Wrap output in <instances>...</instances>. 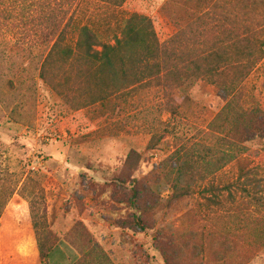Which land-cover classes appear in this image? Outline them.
<instances>
[{
	"label": "rangeland",
	"instance_id": "obj_1",
	"mask_svg": "<svg viewBox=\"0 0 264 264\" xmlns=\"http://www.w3.org/2000/svg\"><path fill=\"white\" fill-rule=\"evenodd\" d=\"M245 1L249 14L228 26L217 17L207 35L227 42L228 27L253 47L264 43V0ZM165 2L0 0V264H76L81 257L166 264L163 251L183 264H264V139L241 158L234 138L239 111L264 109V59L235 80L227 98L203 81L188 82L172 93L174 114L155 86L102 101V87L77 81L67 66L53 71L62 96L39 78L50 17L72 16L107 41L133 14L145 15L164 41L158 11ZM186 15L178 7L168 12L170 19ZM226 75L228 82L236 76L234 69ZM132 150L141 155L135 173L125 167ZM238 160L254 167V184L238 179ZM181 174L189 194L171 198ZM123 178L145 188L139 203L150 212L133 207ZM31 208L40 238L55 244L45 262L35 256Z\"/></svg>",
	"mask_w": 264,
	"mask_h": 264
},
{
	"label": "trees",
	"instance_id": "obj_2",
	"mask_svg": "<svg viewBox=\"0 0 264 264\" xmlns=\"http://www.w3.org/2000/svg\"><path fill=\"white\" fill-rule=\"evenodd\" d=\"M241 4L243 11L238 10ZM173 7L183 8L187 15L170 19L168 12ZM248 7L245 0H166L158 11L161 24L168 31L164 41L160 40L154 21L145 15L133 14L126 19L120 34L107 41H103L90 26L73 24L72 16L67 22L50 17L45 34L50 47L42 62L39 78L62 96L64 93L60 89V83L56 82L60 76L53 71L67 66L69 70H75L77 81H95L100 85L102 89L99 100L102 101L143 85L155 86L168 97L167 101L170 100L169 112L172 114L176 113L177 108L172 105V93L192 80L203 81L208 86L215 87L218 93H223V97L227 98L234 89L235 80L248 74L264 59V43L253 47L248 35L238 37L228 27L225 32L229 38L227 42L217 37L212 39L207 35L208 25L217 17L221 18V26H228V22L234 24L242 17L240 12L244 16L249 14L245 10ZM246 26L249 28V25ZM229 69H234L236 74L232 82L227 81L226 72ZM64 79L69 81L71 78L67 75ZM234 138L243 158L244 150L249 145L264 139V109L239 111ZM140 162L141 155L132 150L125 161V167L130 173H135ZM176 165L182 166L179 156ZM238 169V179L242 184H254V167L252 169L246 161L238 160ZM182 177V174L179 175L171 183V198L180 199L189 194V186L181 185ZM122 180L130 191V203L133 207L142 209L145 213L150 212L146 201L143 207L139 203L140 190L145 189L139 185V181ZM2 208L1 206L0 216ZM34 215L31 208L38 258L40 262H45L55 244L46 235L43 239L40 238ZM137 221L140 222L139 219ZM179 255L182 256L180 248ZM163 257L166 264H183L177 253L163 251ZM76 264H88L86 257H81Z\"/></svg>",
	"mask_w": 264,
	"mask_h": 264
},
{
	"label": "crops",
	"instance_id": "obj_3",
	"mask_svg": "<svg viewBox=\"0 0 264 264\" xmlns=\"http://www.w3.org/2000/svg\"><path fill=\"white\" fill-rule=\"evenodd\" d=\"M36 250H37V249H36ZM35 253H36L35 256L38 255V250H37ZM38 259H39V258H38Z\"/></svg>",
	"mask_w": 264,
	"mask_h": 264
}]
</instances>
